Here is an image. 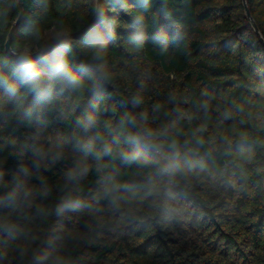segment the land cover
<instances>
[{
	"label": "trees",
	"instance_id": "16d2710c",
	"mask_svg": "<svg viewBox=\"0 0 264 264\" xmlns=\"http://www.w3.org/2000/svg\"><path fill=\"white\" fill-rule=\"evenodd\" d=\"M19 1L8 55L20 8L0 0V264H264V45L243 0ZM245 1L264 38V0ZM61 45L78 88L49 71Z\"/></svg>",
	"mask_w": 264,
	"mask_h": 264
},
{
	"label": "clouds",
	"instance_id": "9594fccd",
	"mask_svg": "<svg viewBox=\"0 0 264 264\" xmlns=\"http://www.w3.org/2000/svg\"><path fill=\"white\" fill-rule=\"evenodd\" d=\"M66 50L65 45L60 46V50H56L53 52V60L48 65L49 71L53 74L58 81L61 83L70 86V87H80L81 81L73 71L67 57L62 54V51ZM106 55L105 46L103 44H99L93 47L92 50V60L98 63V67H102V61ZM19 77L26 86L32 90H37L40 87L42 80V71L37 66L36 62L30 58V55L24 54L20 57V66L18 69ZM0 86L5 87L9 91H11V86L8 83V78L6 76L0 75ZM85 129H87V124L84 125ZM133 139V138H129ZM105 151H108L105 148ZM99 156V154H97ZM132 159H136V156H133ZM85 171H87L85 169Z\"/></svg>",
	"mask_w": 264,
	"mask_h": 264
},
{
	"label": "water",
	"instance_id": "95a60500",
	"mask_svg": "<svg viewBox=\"0 0 264 264\" xmlns=\"http://www.w3.org/2000/svg\"><path fill=\"white\" fill-rule=\"evenodd\" d=\"M16 1L19 3L20 14H19V16H18V18H17L16 23L13 25V28L11 29V32H10L9 37H8V39H7V41H6V44H5V51H6V53H7L8 55H17V54H15V53L12 51V48H11V38H12V35H13V33H14L16 27H17L18 24L21 22V20H22V18H23V15H24L23 8H22V5L20 4V1H19V0H16ZM99 2H100V0H97V10H98V8H99ZM243 3H244V8H245L246 16H247L249 22L251 23L252 28L254 29V31H255V33H256L258 39H259L260 42L264 45V38H263V36L261 35V33H260L259 29H258V26L256 25V23L254 22L253 18L251 17V15H250V13H249L248 7H247V5H246V1L243 0ZM53 44H55V43H51V44L48 45V46H51V45H53ZM48 46H47V47H48ZM47 47H46V48H47ZM42 52H43V51H41L39 54H41Z\"/></svg>",
	"mask_w": 264,
	"mask_h": 264
},
{
	"label": "rangeland",
	"instance_id": "374dc122",
	"mask_svg": "<svg viewBox=\"0 0 264 264\" xmlns=\"http://www.w3.org/2000/svg\"><path fill=\"white\" fill-rule=\"evenodd\" d=\"M49 37H50V38L53 37V34H50Z\"/></svg>",
	"mask_w": 264,
	"mask_h": 264
}]
</instances>
